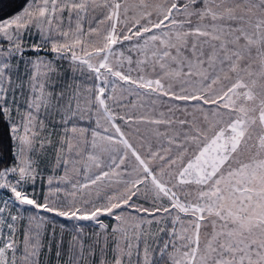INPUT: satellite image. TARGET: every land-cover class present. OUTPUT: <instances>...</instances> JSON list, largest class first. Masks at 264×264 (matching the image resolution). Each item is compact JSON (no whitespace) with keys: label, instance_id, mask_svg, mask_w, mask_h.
I'll list each match as a JSON object with an SVG mask.
<instances>
[{"label":"snow or ice","instance_id":"6c2138e0","mask_svg":"<svg viewBox=\"0 0 264 264\" xmlns=\"http://www.w3.org/2000/svg\"><path fill=\"white\" fill-rule=\"evenodd\" d=\"M8 2L0 264H264V0Z\"/></svg>","mask_w":264,"mask_h":264},{"label":"trees","instance_id":"16d2710c","mask_svg":"<svg viewBox=\"0 0 264 264\" xmlns=\"http://www.w3.org/2000/svg\"><path fill=\"white\" fill-rule=\"evenodd\" d=\"M19 7L18 3H9L8 0H5L4 3V13L3 14H9L12 13L14 11H16ZM61 222H63V220L61 219Z\"/></svg>","mask_w":264,"mask_h":264},{"label":"rangeland","instance_id":"374dc122","mask_svg":"<svg viewBox=\"0 0 264 264\" xmlns=\"http://www.w3.org/2000/svg\"><path fill=\"white\" fill-rule=\"evenodd\" d=\"M64 67L66 68L67 67V64L65 63V65H64ZM41 190V188L38 186L37 187V191L39 192ZM62 219V218H61ZM67 238V237H66ZM41 259L43 260L44 258H43V256L41 257Z\"/></svg>","mask_w":264,"mask_h":264}]
</instances>
